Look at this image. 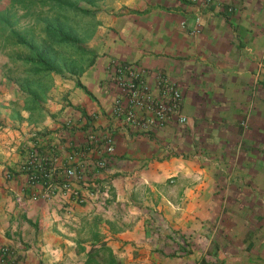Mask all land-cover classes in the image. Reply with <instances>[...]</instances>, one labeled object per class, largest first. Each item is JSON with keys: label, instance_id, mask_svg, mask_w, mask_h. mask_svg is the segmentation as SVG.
<instances>
[{"label": "crops", "instance_id": "obj_1", "mask_svg": "<svg viewBox=\"0 0 264 264\" xmlns=\"http://www.w3.org/2000/svg\"><path fill=\"white\" fill-rule=\"evenodd\" d=\"M90 1L101 29L85 35L87 54L67 77L6 63L23 74L0 83V245L20 264H264V190L254 185L264 175L254 182L251 170L264 158L249 157L264 151V0ZM113 60L164 72L182 92L186 122L150 132L114 123ZM243 116L238 152L247 158L223 162L239 146ZM91 128L109 129L113 142L96 199H46L40 185L24 186L15 166L32 136L50 142L62 131L64 150L89 157Z\"/></svg>", "mask_w": 264, "mask_h": 264}, {"label": "built area", "instance_id": "obj_2", "mask_svg": "<svg viewBox=\"0 0 264 264\" xmlns=\"http://www.w3.org/2000/svg\"><path fill=\"white\" fill-rule=\"evenodd\" d=\"M183 1L196 7H206L215 0ZM225 10L231 13L234 6L229 3ZM197 30L196 25L192 31ZM257 74H254L255 78ZM106 78L116 88L109 110L114 123L150 132L162 129L171 121L186 122L181 109L182 92L164 72L156 70L149 73L136 63L113 60ZM61 134L62 131L54 133L50 142L43 141L44 135L32 136L15 171L23 176L24 186L40 185L43 198L59 193L68 195L79 204L92 201L100 192L95 176L106 167L107 155L113 151L111 133L109 129L99 133L89 129L88 141L94 152L89 157L70 146L64 150L66 145L59 142ZM97 135L101 137V143H97ZM6 176L10 173L7 172ZM0 264H20L12 258L7 245H0Z\"/></svg>", "mask_w": 264, "mask_h": 264}, {"label": "rangeland", "instance_id": "obj_3", "mask_svg": "<svg viewBox=\"0 0 264 264\" xmlns=\"http://www.w3.org/2000/svg\"><path fill=\"white\" fill-rule=\"evenodd\" d=\"M2 1L4 4H0V83L3 84L8 81V76L16 75L15 77H17L18 74H23L22 71L17 72V68L14 73L7 71L6 63L11 60L19 66L25 64V66H32V69L39 67L46 72L47 80H52V75L55 74L67 77V72L64 69H68L70 65H77L87 54L83 48L84 43L87 42L85 35H94L95 29H101V24L96 20L100 9L90 0H0V2ZM10 35H16V39L14 40ZM17 35L31 42L34 50L19 43ZM36 53L50 60L51 67L53 66L52 70L46 69L40 63L32 62ZM5 90V86L0 87L1 93L4 94ZM250 109H252V105L249 107ZM242 121L244 124H241ZM238 125L242 129L241 135L236 140L239 146L231 153L232 156H228V160H223V162L247 158L242 155V152H238L245 139L243 134H246L248 130V120L245 116L239 120ZM259 139L258 143L260 144L262 138L259 137ZM249 154V157L256 160L264 158L262 150ZM222 170L225 175H238L236 170H231L230 166L226 164ZM242 170L247 172L244 168ZM251 170L254 179L264 175L263 168ZM240 176L243 177V174ZM255 181L257 180L255 179ZM241 185H245L243 180L240 184L233 186L239 187L238 191L243 192ZM254 185L264 190V185H256V183ZM222 186L226 185L222 184ZM262 205L264 206V200H262Z\"/></svg>", "mask_w": 264, "mask_h": 264}, {"label": "trees", "instance_id": "obj_4", "mask_svg": "<svg viewBox=\"0 0 264 264\" xmlns=\"http://www.w3.org/2000/svg\"><path fill=\"white\" fill-rule=\"evenodd\" d=\"M67 38H68V37H67ZM17 39H18V42H19V43H23L25 46H27V47L30 48L31 50H34V46H33V44H32L31 42L26 41V40H25L24 38H22L20 35H17ZM32 62H33V63H40V64H42V65H43L46 69H48V70H52L51 68L53 67V66L51 67L50 60H49L47 57H43V56H41V55L38 54V53L35 54V57L32 59ZM77 84H78V86H80L79 83H77ZM100 247H102L103 253H104V254H107L109 260H110L111 262H113V261H112L113 258L111 257V254H110L108 248H106V247H104V246H100Z\"/></svg>", "mask_w": 264, "mask_h": 264}]
</instances>
